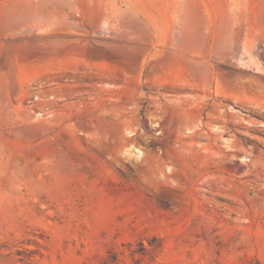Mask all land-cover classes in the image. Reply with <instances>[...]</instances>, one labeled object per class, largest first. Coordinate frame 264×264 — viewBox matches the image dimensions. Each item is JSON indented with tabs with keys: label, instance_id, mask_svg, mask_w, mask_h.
Returning a JSON list of instances; mask_svg holds the SVG:
<instances>
[{
	"label": "rangeland",
	"instance_id": "rangeland-1",
	"mask_svg": "<svg viewBox=\"0 0 264 264\" xmlns=\"http://www.w3.org/2000/svg\"><path fill=\"white\" fill-rule=\"evenodd\" d=\"M0 264H264V0H0Z\"/></svg>",
	"mask_w": 264,
	"mask_h": 264
}]
</instances>
